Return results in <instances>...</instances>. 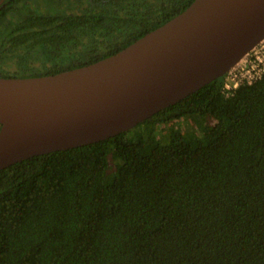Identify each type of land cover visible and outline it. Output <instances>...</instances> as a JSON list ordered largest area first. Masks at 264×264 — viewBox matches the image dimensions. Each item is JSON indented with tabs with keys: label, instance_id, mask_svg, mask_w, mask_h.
I'll use <instances>...</instances> for the list:
<instances>
[{
	"label": "trees",
	"instance_id": "16d2710c",
	"mask_svg": "<svg viewBox=\"0 0 264 264\" xmlns=\"http://www.w3.org/2000/svg\"><path fill=\"white\" fill-rule=\"evenodd\" d=\"M194 1L5 0L0 77L94 64ZM225 81L0 171V264H264V74L230 93Z\"/></svg>",
	"mask_w": 264,
	"mask_h": 264
},
{
	"label": "water",
	"instance_id": "95a60500",
	"mask_svg": "<svg viewBox=\"0 0 264 264\" xmlns=\"http://www.w3.org/2000/svg\"><path fill=\"white\" fill-rule=\"evenodd\" d=\"M263 40L264 0H195L94 64L0 77V171L128 132L224 77Z\"/></svg>",
	"mask_w": 264,
	"mask_h": 264
},
{
	"label": "built area",
	"instance_id": "2783aa9c",
	"mask_svg": "<svg viewBox=\"0 0 264 264\" xmlns=\"http://www.w3.org/2000/svg\"><path fill=\"white\" fill-rule=\"evenodd\" d=\"M264 74V40L225 76V90L230 93L240 85L253 84Z\"/></svg>",
	"mask_w": 264,
	"mask_h": 264
},
{
	"label": "rangeland",
	"instance_id": "374dc122",
	"mask_svg": "<svg viewBox=\"0 0 264 264\" xmlns=\"http://www.w3.org/2000/svg\"><path fill=\"white\" fill-rule=\"evenodd\" d=\"M170 124L171 125L165 127L166 129L160 128V136H162V137L164 135L166 136L167 135V132H169L173 128H181V129H183L185 131H187V130L193 131L194 130V127L191 128L188 121L187 122H181L180 124H175V125L172 124V123H170Z\"/></svg>",
	"mask_w": 264,
	"mask_h": 264
}]
</instances>
